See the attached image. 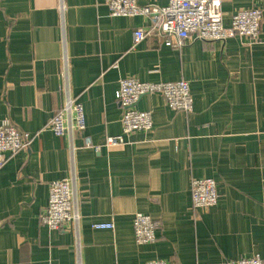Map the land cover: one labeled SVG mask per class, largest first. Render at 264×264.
Instances as JSON below:
<instances>
[{"label":"crops","instance_id":"obj_1","mask_svg":"<svg viewBox=\"0 0 264 264\" xmlns=\"http://www.w3.org/2000/svg\"><path fill=\"white\" fill-rule=\"evenodd\" d=\"M222 4L226 27L238 11L262 9L260 41L172 47L154 34L134 45L151 19L111 16L106 0H0V123L33 136L0 170V264L264 260V0ZM129 77L187 80L194 110L146 94L136 108L153 113V129L126 134L115 92ZM71 98L83 104L86 128L59 136L50 121ZM109 135L125 142L105 146ZM73 174L81 219L50 230L40 218L50 184ZM196 178L216 179L214 207H193ZM137 213L158 222L155 242L136 243Z\"/></svg>","mask_w":264,"mask_h":264},{"label":"built area","instance_id":"obj_2","mask_svg":"<svg viewBox=\"0 0 264 264\" xmlns=\"http://www.w3.org/2000/svg\"><path fill=\"white\" fill-rule=\"evenodd\" d=\"M111 16H147L151 27H139L133 34L134 45L140 44L148 36L159 34L167 46L182 47L186 39L201 41H227L239 36L250 42L260 41L262 28V9L244 8L232 17V24L225 26L223 21L222 0H169L166 6H147L138 0H106ZM63 60H66L65 55ZM160 93L168 107L174 111L192 112L194 97L190 84L185 79L172 82H150L133 77L123 78L116 90V101L123 111L121 123L126 134L153 129V113L136 108L141 97L146 94ZM49 128L59 136L71 135L86 128V113L83 104L68 99L65 105L55 112ZM33 136L21 131L9 119L0 123V170L10 154L28 148ZM125 142L123 135L106 137L104 145H119ZM98 151L99 145L95 146ZM193 207L209 209L219 201L216 179L196 178L192 181ZM48 206L40 215L41 222L50 230H62L67 226H78L81 219L75 192V175L51 182ZM114 223H96L95 228H114ZM137 244L153 243L157 239L159 224L148 214L137 213L133 219ZM147 264H170L166 260H152ZM232 264H264L260 255L234 260Z\"/></svg>","mask_w":264,"mask_h":264}]
</instances>
